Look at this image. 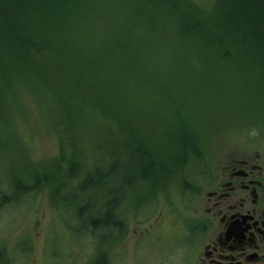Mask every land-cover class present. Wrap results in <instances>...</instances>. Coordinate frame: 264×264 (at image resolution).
Returning <instances> with one entry per match:
<instances>
[{"label": "rangeland", "instance_id": "374dc122", "mask_svg": "<svg viewBox=\"0 0 264 264\" xmlns=\"http://www.w3.org/2000/svg\"><path fill=\"white\" fill-rule=\"evenodd\" d=\"M104 2L120 8L126 0ZM137 3L128 0L129 6ZM83 15L74 24L72 31L76 33L66 42L64 52L59 54L58 48H53L55 72L43 76L50 81L47 88L32 92L28 87L16 85L18 90L13 92L18 102L15 99L8 109L0 105L2 192L18 195L10 183L27 180L28 161H52L59 157L61 145L70 151L68 144L57 136L64 131L78 148L83 149L82 144L87 147L84 155L90 158L104 162L112 156L121 160L124 155L126 139H107L108 126L98 116L87 120L86 78L79 72L83 52L87 58V52L83 51L87 47V12ZM157 45L137 46L143 55L140 61L146 62L145 79L153 81L152 89L139 86L134 89L139 106L144 107L141 102L145 101L146 109L148 102L152 103L149 113L141 108L135 111L139 112L135 126L146 144L162 153L171 148L176 139L170 138L174 128L172 112L178 111L195 133L196 144L201 145L203 167L214 164L232 147L264 153V100L259 102L260 95H264L248 88L253 86L251 83L239 84L234 77L230 79L231 74L222 72L221 66L214 62L165 58L157 51ZM152 62L158 63L157 71ZM137 81L140 86L146 85ZM75 83L82 89H75ZM143 190H129V196L115 195V200H124L122 212L128 214L124 229L119 225L125 234L109 241L110 234L118 235L116 229H101L93 235L83 228H92L90 222L100 217L95 216L99 209L100 215H105L108 202L102 199V194L95 200L94 210H87V216L81 217L77 216V202L68 206L59 203L56 208L47 189L31 199L19 195L17 203L0 209L2 254L6 259L10 256L7 264H105L107 257L111 264H193L199 240L187 235L188 228L197 224L191 211L197 201H191L188 193L181 195V185L175 183L159 193L156 204L151 200L142 206L138 200L145 197Z\"/></svg>", "mask_w": 264, "mask_h": 264}, {"label": "trees", "instance_id": "16d2710c", "mask_svg": "<svg viewBox=\"0 0 264 264\" xmlns=\"http://www.w3.org/2000/svg\"><path fill=\"white\" fill-rule=\"evenodd\" d=\"M177 2L180 5L175 8V13L157 9L164 24L159 22L163 27L161 31L156 22L139 21L136 12L144 8L138 3L129 6L128 0L120 8L104 0H0V105L8 109L15 99L18 102L13 92L16 85L28 87L32 92L47 88L49 80L43 76L47 70L49 73L55 71L52 54L54 46L57 47L48 40L49 35L58 36L66 47L68 39L76 33L72 31L74 24H78L87 12V47L83 49L87 58L83 52L79 65L80 74L86 78L87 120L95 116L104 120L108 126L107 139L133 135L123 144L121 160L112 156L101 162L84 155L87 147L82 144L84 148H78L69 139L67 131L58 133L61 142L67 143L71 150L67 151L61 145L59 157L52 161H28L27 180L16 179L10 183L18 195L0 191V209L17 203L21 192V198L31 199L47 189L51 204L58 208L59 203L68 206L83 201L85 197L77 198L81 186L88 190L96 188L101 192L93 194L94 198L99 200L102 194V199L108 202V211L96 219L94 225L102 223L103 229L117 230L119 225L124 229L128 214L122 212L124 200L115 201L118 193L129 196V190L143 188L146 195L138 200V204L145 206L151 200L156 204L161 191L180 183L181 195L188 193L191 201L196 200L198 187L192 179L203 168L201 145L196 144V135L190 131L182 113L172 112L174 128L170 138L176 139L164 153L153 150L152 144L148 146L138 136L135 120L139 112L135 111L141 108L149 113L152 103L148 102L150 106L146 109L145 101L141 102L144 107L139 106L134 89L138 86L152 89L153 81L145 79L146 62L140 61L143 55L137 46L154 48L159 43L157 51L165 58L214 62L221 66L222 72L231 74L230 79L234 77L239 84L251 83L253 86L248 88L262 93L264 0H213L212 12H206L195 0ZM210 23L223 32L215 35L220 49L211 50L205 46L213 36V31L210 33L206 29ZM180 29L190 31L183 35ZM157 64L151 63L155 71ZM137 80L148 86H140ZM263 100L260 95L259 102ZM120 125L125 127L123 133ZM102 134L107 137L106 133ZM81 176L83 178L79 180ZM115 203L118 217L122 218L119 225L111 218L110 211L116 208L111 209V204L114 207ZM85 208L81 206L77 210L78 217ZM117 231L118 235L110 234L108 241L120 239L125 234L124 230ZM3 250L0 248V264H7L11 258L6 259Z\"/></svg>", "mask_w": 264, "mask_h": 264}, {"label": "flooded vegetation", "instance_id": "af4514ba", "mask_svg": "<svg viewBox=\"0 0 264 264\" xmlns=\"http://www.w3.org/2000/svg\"><path fill=\"white\" fill-rule=\"evenodd\" d=\"M231 149L192 179L197 224L185 234L199 240L193 264H264V153Z\"/></svg>", "mask_w": 264, "mask_h": 264}, {"label": "bare ground", "instance_id": "6f19581e", "mask_svg": "<svg viewBox=\"0 0 264 264\" xmlns=\"http://www.w3.org/2000/svg\"><path fill=\"white\" fill-rule=\"evenodd\" d=\"M140 2H138V4L140 5V7H142V8H144V9H142L141 11H137L136 12V17H137V19L139 20V21H141V22H145L146 23V21L147 20H151L152 22H156V25L157 26H159L160 27V30L161 31H163V27H162V25L159 23V22H161L162 23V21L160 20V11H158L157 9H160V10H166V11H172L173 13H175L174 12V10H175V8L176 9H178V6L180 5L178 2H177V0H168V2H167V0H139ZM212 1L213 0H208L207 2H203V3H201V2H199V4H201L202 5V7L204 8V9H206L205 11L206 12H210V10L212 9V5H211V3H212ZM169 3V4H168ZM166 4L167 5H169V7L170 8H168V6H166ZM181 9V8H180ZM155 11H157L156 12V14L155 15H153V13L155 12ZM213 10H211V12H212ZM159 12V13H158ZM190 12L192 13V12H194V11H192V10H190ZM172 14V13H171ZM178 14H180L179 13V11H178ZM185 14V13H184ZM175 16H177L176 14H174ZM178 16H180V15H178ZM147 19V20H146ZM163 24V23H162ZM164 25V24H163ZM215 27H216V25H212L211 23L207 26V28L206 29H208V31H210V33H212V31H213V36H211L208 40H207V43H206V45H205V43L203 42V44L205 45V46H207L209 49H211V50H216V49H220V47H221V44L219 43V42H217L216 40V36L215 35H217V34H221V33H223V32H221L220 30H218L217 28L215 29ZM46 28V27H45ZM180 31L183 33V35H185L186 34V32L187 31H190V30H188V29H180ZM183 37V36H182ZM49 39L48 40H50L51 41V43H53V44H57V48H58V52H59V54H61V53H63L64 52V48H63V42L64 41H62L61 39H59V37L58 36H51V35H49V37H48ZM55 68V67H54ZM48 70L46 71V73H45V75L46 74H48ZM55 72V71H54ZM53 72V73H54ZM262 84H264V82L262 81ZM74 87H75V89H82L81 87H78L77 85H76V83L73 85ZM85 89H86V87H84ZM262 94L264 95V85L262 86ZM86 104H87V102H86ZM125 129V127L124 126H121L120 125V131L123 133V130ZM138 136H140V134L138 133ZM129 137H133V135L131 136H127V137H124V138H121V139H129ZM74 175H78V172H74ZM82 176H81V178L79 179V180H82ZM26 185V184H25ZM26 187H27V185H26ZM99 192H101V189H92V190H88L86 187H80L79 188V190H78V192H77V198H79V199H82V198H84V200L83 201H80V202H77L78 203V207H77V210L81 207V206H86V208L85 209H83V211L81 212L82 213V215H84V216H87V210L89 211V212H92L94 209H93V207L92 206H95L96 204H95V198L93 197L92 199H91V196H90V194H95V193H99ZM20 195H22V192L20 193ZM89 195V196H88ZM146 195V194H145ZM28 196V195H27ZM29 197V196H28ZM90 198V199H89ZM115 201H119V200H115ZM87 204H88V209H87ZM99 206H101V205H99ZM104 206V205H103ZM106 206H107V204H106ZM111 209H114L116 206H117V203H115V205H114V207H113V204H111ZM100 210L101 209H99L98 210V213L95 215V216H100V217H97V218H94V219H92V221L90 222V226L91 225H93V226H91L92 228L91 229H88V228H86V227H83L86 231L88 230L90 233H92V234H95L96 235V233H98V231L99 230H101V229H103V226H102V223H100V224H97V225H94V223H95V220L96 219H100L104 214H101L100 215ZM106 212L108 211V207L106 208V210H105ZM106 212H105V214H106ZM111 212V215H112V217L111 218H113V214H114V218H113V222L115 223V224H117L118 222H120L121 220H122V218H120V217H118V213H119V210H118V208L116 207L114 210H111L110 211ZM113 213V214H112ZM117 225H119V224H117ZM98 226V227H97ZM97 227V228H96Z\"/></svg>", "mask_w": 264, "mask_h": 264}]
</instances>
